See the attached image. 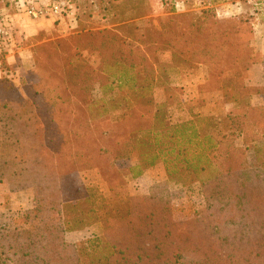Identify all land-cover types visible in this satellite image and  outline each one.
Segmentation results:
<instances>
[{
    "label": "trees",
    "instance_id": "1",
    "mask_svg": "<svg viewBox=\"0 0 264 264\" xmlns=\"http://www.w3.org/2000/svg\"><path fill=\"white\" fill-rule=\"evenodd\" d=\"M135 34L104 29L89 34L97 39L90 46L78 34L74 52L47 47L43 57L33 54L29 82L20 86L0 54V181L33 192L24 226L0 228V264H264V103L249 101L264 93V83L248 84L250 66L244 68L239 91L245 99L228 131L209 129V117L193 111L170 122L171 94L153 96L163 80L146 57L149 47L129 46ZM86 47L97 63L80 52ZM262 70L264 77V63ZM116 109L112 128L103 129L100 121ZM132 157L131 176L161 161L167 178L146 195H130L126 213L107 211L100 235L80 246L67 241L64 233L75 225L65 219L66 205L84 200L94 215L100 208L96 191L85 194L72 173L95 164L114 189L119 184L99 159L114 170ZM191 179L199 183L205 210L174 218L167 183Z\"/></svg>",
    "mask_w": 264,
    "mask_h": 264
},
{
    "label": "rangeland",
    "instance_id": "2",
    "mask_svg": "<svg viewBox=\"0 0 264 264\" xmlns=\"http://www.w3.org/2000/svg\"><path fill=\"white\" fill-rule=\"evenodd\" d=\"M21 1L53 0H0V10L14 14L12 46L2 52L1 57L7 61L3 67L14 72L11 79L16 86L29 82L27 73L33 68V54L43 57L47 47V51L50 48L61 53L74 52L76 38L81 39L78 34H84L82 41L90 46L97 43L96 38L89 36L91 33L120 28L128 34L135 30V39L126 41L129 46L149 47L146 57L154 63L155 73L163 80L162 88L154 87L153 96L160 100L171 94L166 106L170 122L188 118L193 111L209 117V129L228 131L230 118L240 112L241 99H245L239 91V80L245 83L244 68L255 61L264 63V54L259 51L260 40L264 39V0H62L71 15L39 19H29L22 12H16L15 5ZM147 32H150L149 36ZM168 37L172 39L167 40ZM204 43L205 50L198 47ZM80 52L91 63H97L96 55L88 47ZM61 55L58 54L59 59H62ZM44 59L49 63L47 57ZM200 83L204 85L198 90ZM1 89L0 85V94ZM93 94L98 96L99 90L94 88ZM254 96L249 97L250 102H257ZM235 97L234 103L226 101ZM258 101L264 103V93ZM119 114V109L110 110L100 121V126L110 130ZM247 160L253 162L250 150ZM99 162L119 186L109 190L95 164L72 173L74 183L85 194L87 189L96 191L94 204L100 206L96 216L88 209L90 203L84 200L66 205L65 219L75 227L66 230L64 235L68 232L67 235L75 236H65V239L72 242L81 235L79 246L84 245L81 241L88 237L101 234L102 217L108 214L107 211L118 209L119 213H126L130 195H146L152 185L148 183L153 173L158 182L167 178L161 161L154 164L153 170L147 172V169L142 179H135L128 170L129 165L136 163L134 157L114 170L106 160L99 159ZM167 185L174 218L196 216L205 210L196 180L184 184L168 181ZM99 195L105 201L99 199ZM32 205V190L14 191L0 181V228L9 231L24 226L23 214ZM91 224L87 230L85 226ZM79 228L83 230L77 232ZM84 258L87 263V257Z\"/></svg>",
    "mask_w": 264,
    "mask_h": 264
},
{
    "label": "built area",
    "instance_id": "3",
    "mask_svg": "<svg viewBox=\"0 0 264 264\" xmlns=\"http://www.w3.org/2000/svg\"><path fill=\"white\" fill-rule=\"evenodd\" d=\"M16 12H22L24 17L29 19H39L46 17L59 18L63 14L71 15L72 12L66 7V3L62 0H53L48 2L26 3L18 2L15 5ZM14 14L8 11L0 10V54L11 49L14 37Z\"/></svg>",
    "mask_w": 264,
    "mask_h": 264
},
{
    "label": "crops",
    "instance_id": "4",
    "mask_svg": "<svg viewBox=\"0 0 264 264\" xmlns=\"http://www.w3.org/2000/svg\"><path fill=\"white\" fill-rule=\"evenodd\" d=\"M260 42H262V44L260 43V49H259V51L262 53V54H264V39H261L260 40ZM10 57V56H9ZM248 78H247V83L248 84H251V85H261V84H263L264 83V77H263V70H262V64H261V62L260 61H255V62H253L251 65H250V67H249V71H248ZM255 98H256V100H257V102H252V104H256V103H258V104H260L261 103V101H258L259 100V95H255L254 96ZM156 165V164H155ZM152 167H154V165L153 166H150V167H147V168H145L144 170H143V172L140 174V175H138V176H136L135 177V179L137 178H139V179H142V178H144V176L146 175V170L147 169H149V170H147V172L148 171H150V169H154V168H152ZM148 174V173H147ZM154 178H156L155 177V174L153 173L152 174V177H150V179H149V183L148 184H153L154 182H158L157 181V179H154ZM159 180V179H158ZM161 180H164V178L163 179H160L159 181H161ZM92 225L93 224H91V225H87V226H85V228L87 229V230H90V228L92 227ZM84 228V229H85ZM83 230V228H79V229H77L76 231L77 232H80V231H82ZM85 232V231H84ZM68 233V232H67ZM67 233H66V237H73V236H75V235H73V234H70V235H67ZM80 236L81 235H78V237L76 238V239H73L72 240V242H76V241H79V239H80ZM83 236V235H82Z\"/></svg>",
    "mask_w": 264,
    "mask_h": 264
}]
</instances>
